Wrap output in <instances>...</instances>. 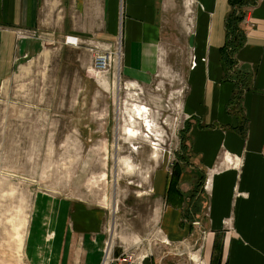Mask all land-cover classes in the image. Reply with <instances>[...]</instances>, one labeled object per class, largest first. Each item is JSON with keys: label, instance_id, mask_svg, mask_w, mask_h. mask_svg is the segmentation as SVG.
Returning a JSON list of instances; mask_svg holds the SVG:
<instances>
[{"label": "crops", "instance_id": "obj_1", "mask_svg": "<svg viewBox=\"0 0 264 264\" xmlns=\"http://www.w3.org/2000/svg\"><path fill=\"white\" fill-rule=\"evenodd\" d=\"M199 1L196 53L206 55L207 68L200 84L197 70L188 80L177 184L167 192V175L153 192L163 249L135 264H264V0L244 7L235 66L223 49L228 0ZM178 9L177 0H0V87L22 57L53 42L91 53L118 45L124 73L147 82L163 64ZM107 215L67 201L53 264H102ZM111 252L124 256L121 248Z\"/></svg>", "mask_w": 264, "mask_h": 264}, {"label": "rangeland", "instance_id": "obj_2", "mask_svg": "<svg viewBox=\"0 0 264 264\" xmlns=\"http://www.w3.org/2000/svg\"><path fill=\"white\" fill-rule=\"evenodd\" d=\"M177 1L163 64L147 82L122 65L95 74L91 52L53 42L22 57L0 87V264H53L67 201L106 209L110 250L133 258L162 252L153 192L161 177L170 176L169 186L175 160L185 157L188 80L197 70L200 84L207 68L196 53L204 6ZM133 105L146 106L152 131L131 124Z\"/></svg>", "mask_w": 264, "mask_h": 264}, {"label": "trees", "instance_id": "obj_3", "mask_svg": "<svg viewBox=\"0 0 264 264\" xmlns=\"http://www.w3.org/2000/svg\"><path fill=\"white\" fill-rule=\"evenodd\" d=\"M230 4L231 10L229 15L226 18L225 26H226V41L224 44V53L225 58L229 63V66H235V60L233 58V53L235 49L242 45L243 43V32L239 28V24L241 20L244 18L245 12L244 7L255 5L257 0H228ZM238 84V95L241 97L243 92V87L237 81ZM175 172L172 174V178L170 180L167 192L172 190L174 182L177 184V176H174ZM175 184V185H176Z\"/></svg>", "mask_w": 264, "mask_h": 264}, {"label": "built area", "instance_id": "obj_4", "mask_svg": "<svg viewBox=\"0 0 264 264\" xmlns=\"http://www.w3.org/2000/svg\"><path fill=\"white\" fill-rule=\"evenodd\" d=\"M71 44L75 45L76 40L73 42L70 41ZM119 53V57L117 58V54ZM117 59H119L117 64ZM123 61V53L120 50V47L118 45H115L113 48H106V49H100L96 48L92 52V57L90 60V70L93 71L95 74L98 72H108L113 66L120 68ZM119 71V69H118ZM208 184V180L205 181L204 186L206 187ZM109 249L108 242L105 244L104 247V256L102 264H112L113 262H118L120 264H135L138 261H141L146 256H143L141 258L134 257L133 255H127L123 254L124 256L114 258L111 256V250L107 252Z\"/></svg>", "mask_w": 264, "mask_h": 264}, {"label": "bare ground", "instance_id": "obj_5", "mask_svg": "<svg viewBox=\"0 0 264 264\" xmlns=\"http://www.w3.org/2000/svg\"><path fill=\"white\" fill-rule=\"evenodd\" d=\"M117 55L119 57V53ZM115 86L117 87V80L115 81ZM130 109L131 111L128 112V115H129V121L131 122V124L133 125L137 121L139 122L141 121L142 126L144 125L145 127H147V129L152 131V125L150 123V120L148 119V109L146 108V106L133 105V108H130ZM132 125L129 124V127L135 128ZM125 164L127 168L131 167L127 160L125 161Z\"/></svg>", "mask_w": 264, "mask_h": 264}, {"label": "water", "instance_id": "obj_6", "mask_svg": "<svg viewBox=\"0 0 264 264\" xmlns=\"http://www.w3.org/2000/svg\"><path fill=\"white\" fill-rule=\"evenodd\" d=\"M118 133V130H117V127H116V130H115V135ZM118 139L117 135L115 136V141Z\"/></svg>", "mask_w": 264, "mask_h": 264}]
</instances>
